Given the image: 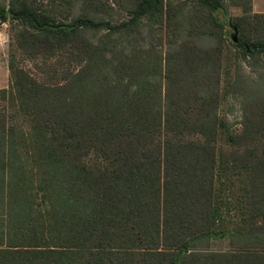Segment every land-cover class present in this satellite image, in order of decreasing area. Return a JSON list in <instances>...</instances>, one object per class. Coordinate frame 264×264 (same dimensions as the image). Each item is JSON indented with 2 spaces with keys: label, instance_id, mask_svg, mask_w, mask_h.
<instances>
[{
  "label": "trees",
  "instance_id": "obj_1",
  "mask_svg": "<svg viewBox=\"0 0 264 264\" xmlns=\"http://www.w3.org/2000/svg\"><path fill=\"white\" fill-rule=\"evenodd\" d=\"M51 2L80 13L9 0L18 49L60 79L12 58L0 90V264H264V95L239 93V130L220 118L211 12L241 11L229 26L244 59L264 54L239 38L264 14L251 0H126L113 25L104 0ZM219 240L231 250L210 251Z\"/></svg>",
  "mask_w": 264,
  "mask_h": 264
},
{
  "label": "rangeland",
  "instance_id": "obj_2",
  "mask_svg": "<svg viewBox=\"0 0 264 264\" xmlns=\"http://www.w3.org/2000/svg\"><path fill=\"white\" fill-rule=\"evenodd\" d=\"M52 0H41L42 6L52 11L58 21L68 22L80 13V6L77 4L72 11H66L65 5L61 7L56 3L52 4ZM114 10L111 14V23H117L128 18L126 12V0H104ZM176 3L179 0H171ZM0 5L5 8L7 19L5 22H0V90L7 88L9 85V65L13 58L16 66L24 69L35 79L42 83H56L59 82L60 77L55 79L49 78L51 73L47 74L46 68L40 65V60L37 61L38 66L29 61L26 56L17 47L15 37L16 33L23 27L21 24L13 20L9 13V0H0ZM191 4L186 8L191 11ZM217 22L222 26V44H223V61L221 69L220 80V94L221 100L218 109V114L221 119L231 125L233 130H239V123L242 120V102L243 96L239 93L245 91L246 93H257L264 95V54H258L253 57L243 58L239 48H237L238 34L235 33L229 26L232 17L241 16L240 10L233 8L227 2L225 8L218 9L211 12ZM251 14H264V0H251ZM70 15V16H69ZM248 26V27H247ZM245 28V33L240 34L239 38L250 43L264 41V26L258 25L251 20ZM104 30L84 31L85 37L93 43L98 42L99 38L104 34ZM165 42V41H164ZM212 44V40L208 39L205 44ZM139 47L144 48V43H139ZM168 47L165 45L163 50ZM56 61L65 62L63 57H55ZM53 59L51 63H55ZM65 66V65H64ZM75 66H71L70 70H75ZM57 71L60 70L58 66ZM240 91V92H239ZM234 213H232L233 215ZM213 243V244H212ZM211 243L210 251L227 252L231 250V244L227 240H219ZM209 250V249H208Z\"/></svg>",
  "mask_w": 264,
  "mask_h": 264
}]
</instances>
